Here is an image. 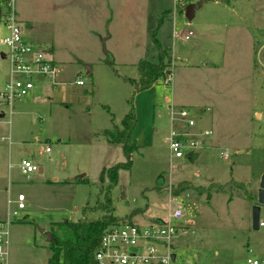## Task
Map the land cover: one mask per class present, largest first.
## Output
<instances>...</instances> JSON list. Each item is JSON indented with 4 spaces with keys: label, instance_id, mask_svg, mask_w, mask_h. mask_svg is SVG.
Instances as JSON below:
<instances>
[{
    "label": "rangeland",
    "instance_id": "374dc122",
    "mask_svg": "<svg viewBox=\"0 0 264 264\" xmlns=\"http://www.w3.org/2000/svg\"><path fill=\"white\" fill-rule=\"evenodd\" d=\"M104 1L97 0L95 6L82 0L13 1L22 38L30 35L35 44L56 48L53 57L64 84L53 87L49 99L45 90L37 89L3 109L0 219L6 217L8 195L14 201L22 194L25 206L9 226L7 264H47L45 234L51 224L77 221L82 209L95 201L100 172L124 161L121 148L105 144L101 134L118 126L128 110L132 86L124 78H138L139 60L158 61L151 41L154 32L173 56L163 59L166 76L174 66L176 95L184 102L173 112L188 110L194 120L188 132H214L220 145L201 140L199 149H184L183 158L170 157L165 141L172 126L165 98L169 83L163 80L151 92L137 93L133 106L139 118L134 130L138 150L132 154L131 168L118 172L111 191L113 212L140 226L160 220L185 229L171 241L177 262L245 264L249 257L264 261V228L253 230L251 224L264 171V64L255 67L248 81L246 67L231 63L221 70L223 81L210 83L205 66L209 45H264V0H190L198 5L190 20L173 0H117L110 7ZM6 10L0 1V12ZM2 25L3 18L0 38L6 34ZM0 51L5 52L4 47ZM262 55L264 60V49ZM185 64L198 68L192 71ZM8 67V59H0V80ZM78 79L82 87L74 84ZM217 85L223 86L222 98L213 96ZM207 102L214 104L215 113ZM248 108L257 109L249 123ZM244 142L250 148L244 149ZM225 147L236 154L223 160L219 154ZM23 159L37 167L30 181L19 170ZM231 181L242 183L245 190L233 184L230 201L213 187L207 190ZM176 205L183 214L178 222L169 218Z\"/></svg>",
    "mask_w": 264,
    "mask_h": 264
},
{
    "label": "built area",
    "instance_id": "2783aa9c",
    "mask_svg": "<svg viewBox=\"0 0 264 264\" xmlns=\"http://www.w3.org/2000/svg\"><path fill=\"white\" fill-rule=\"evenodd\" d=\"M9 13L3 20L7 34L0 38V55L8 59L9 76L8 80L0 89V115L10 103L16 99L28 95L36 85L37 79L46 81L50 86L57 87L62 83L59 81L61 75L60 66L53 62L45 51L36 49L33 45L25 42L17 21L15 11L12 7L14 0H6ZM179 7L185 8L190 0H173ZM189 32L184 36L188 40ZM171 76H166L165 84L170 82ZM76 86L84 85L82 80L74 83ZM171 128L166 138L167 150L170 157L180 159L184 157L183 151L199 149L198 139L201 136H210L209 131L200 134H192L188 129L194 126V120L186 109L178 112L171 111L169 116ZM49 151L48 148L45 149ZM193 156V152L188 154ZM233 156L229 150H222L219 157L223 160ZM19 170L26 180H30L31 174L37 171V167L28 160H21ZM16 209L9 208L11 201H8L6 217L0 219V264H7L9 226L18 211L24 208V196L18 194L14 201ZM170 220L178 222L183 218L182 211L178 205L170 212ZM259 228H264V222L259 220ZM185 233L186 230L178 228L171 222L156 221L146 226L132 223L118 224L107 228L101 235L98 248L93 255L94 264H191L188 260L177 262L172 239L178 232ZM245 264H264V261L249 257Z\"/></svg>",
    "mask_w": 264,
    "mask_h": 264
},
{
    "label": "trees",
    "instance_id": "16d2710c",
    "mask_svg": "<svg viewBox=\"0 0 264 264\" xmlns=\"http://www.w3.org/2000/svg\"><path fill=\"white\" fill-rule=\"evenodd\" d=\"M0 1L7 8L6 13L0 12V20L1 18L4 20L9 13V7L6 0ZM151 41L157 51L158 61L151 63L140 60L136 65L138 78H124L132 86V93L128 100V110L121 118L118 126L112 125L110 129L104 130L101 134L107 144L117 145L121 148L124 161L101 171L95 201L93 204H87L82 209L81 217L77 221H62L51 224L49 233L56 240V243H48L50 257L47 264H94L93 255L98 248L102 233L109 227L130 223L128 219H120L114 214L111 191L117 184L119 170H129L131 168L132 154L138 150V145L132 136L137 122L133 106L134 96L160 84L165 79L166 74H169L163 62V59L169 60L168 50L163 48L156 40L155 32L151 36ZM83 180L85 178L81 181ZM233 184L236 189L239 187L245 190L242 183L232 181L224 185L219 184L216 187L210 186L207 190L209 192L213 187V192L227 194L230 201ZM242 197H245L244 193Z\"/></svg>",
    "mask_w": 264,
    "mask_h": 264
},
{
    "label": "crops",
    "instance_id": "0c3cea01",
    "mask_svg": "<svg viewBox=\"0 0 264 264\" xmlns=\"http://www.w3.org/2000/svg\"><path fill=\"white\" fill-rule=\"evenodd\" d=\"M97 0H82V2H84V4H88V2H92V5L95 6V3H96ZM107 1V4L108 7L110 6H113V3L116 2L117 0H105L104 2L106 3ZM157 1V0H156ZM104 3V5H105ZM111 3V4H110ZM189 5H195V4H188L185 9H184V13H185V10L186 8L189 6ZM177 7V6H176ZM104 19V18H103ZM18 21V20H17ZM109 20H105L104 23L105 25H109L110 23L113 22V18H111L109 24H107ZM2 27L4 28L6 34H7V31H6V28L4 27V25H2ZM26 27L27 28H30L28 22L26 23ZM5 34V35H6ZM29 39V40H28ZM24 40V39H23ZM25 42L33 45L36 49H39L41 51H45L49 58L55 62L56 60L54 59L53 55H54V49H56L54 47V45H47V46H44V45H38V44H35L32 39H31V36L29 35V37L24 40ZM29 41V42H28ZM57 46V45H55ZM210 47V51L207 50V53L205 54V57L207 59V62H206V70H207V74H208V82H218V80L220 81H223L224 78L222 76V72L221 70H223V68H225L227 65H231L232 64H237V65H240V66H245L246 69H245V72L243 75H247L246 79L248 81H251V77L252 75L254 74L255 72V67H261L263 66L264 64V60H263V55H262V50L264 49V45H209ZM73 57H75L76 59H78V56H75V55H71ZM171 56V55H170ZM172 60H173V56H171ZM140 61V60H139ZM138 61V62H139ZM137 62V63H138ZM58 64V63H57ZM59 65V64H58ZM184 68H192L190 70L193 71V68H198V66H196L195 64H185L183 65ZM174 66H172V69H171V73H170V76H171V79H170V82H169V93H168V96L165 97L166 98V108L167 110L169 111V116H170V113L171 111H173V108L177 107L176 105H183V101L181 99H179L176 95V89H177V86L179 87L178 83L175 85L174 87V84H173V81H174ZM213 74H216L213 75ZM8 76H9V67H8V71H7V75H5V78L0 80V89H2V87L4 86V83L8 80ZM190 76V75H189ZM249 77V78H248ZM129 78H132V77H129ZM192 78V77H191ZM136 79V78H134ZM64 84V83H62ZM159 85V84H158ZM156 85L152 86L150 89H148L147 91L148 92H151L154 88H155ZM41 90V91H46L45 93H47V97L49 99V93H52L53 92V87L50 86L46 81L42 80V79H37L36 81V85H35V88L32 90L33 92L36 91V90ZM221 92H220V91ZM187 91V89H186ZM212 92H213V96L214 97H218V98H222L223 97V86H220L218 87L217 86H214L212 88ZM211 97L210 96V100H211ZM221 100V99H220ZM207 108H210L211 109V114L212 112L214 111L213 110V106L214 104L212 102H207ZM249 109V108H248ZM246 110V115H247V122H252V117L253 115L256 116V110L257 109H249V110ZM3 111V110H2ZM210 111V110H209ZM215 113V111H214ZM217 114V113H216ZM4 117V114H1L0 115V119H2ZM216 119V118H215ZM136 120H139L138 118V115H137V119ZM209 120L212 121V118L209 117ZM217 120V119H216ZM136 126H137V122H136ZM136 130V128H135ZM204 131H208V130H204ZM203 131V132H204ZM200 132V130H199ZM198 131L196 132H192V134H200L202 132L199 133ZM211 133V131H209ZM133 139L135 140V137H134V132H133ZM209 137V136H208ZM210 137H212L210 140H207V139H203L204 141H206V143L210 146H213V147H219L220 144H218L219 140L217 139V137L214 135V132H213V135L211 136L210 134ZM209 137V138H210ZM166 138L167 136L165 137V141H166ZM136 142V140H135ZM105 144H107L105 142ZM109 145V144H108ZM224 144H221V146H223ZM228 145V144H227ZM157 147V146H156ZM244 147V149H248L250 148V144L249 142H244V145L242 146ZM221 149V148H220ZM229 150V148H224V149H221L222 150ZM27 153H29V151H26ZM233 153L236 154L235 151H232ZM38 172L40 174L43 173V170L41 168H39ZM101 173V172H100ZM100 175V174H99ZM85 176L82 175V177L80 178L81 180L84 179ZM31 179V178H30ZM27 181H30V180H27ZM53 181H56V179L54 178ZM7 193L9 194V190H7ZM20 194V193H19ZM7 204H8V201H11L12 203H14L13 200H11L9 198V195L7 197ZM9 206V205H8ZM8 208V207H7ZM10 208V206H9ZM25 209V206L23 209H21L20 211H23Z\"/></svg>",
    "mask_w": 264,
    "mask_h": 264
},
{
    "label": "water",
    "instance_id": "95a60500",
    "mask_svg": "<svg viewBox=\"0 0 264 264\" xmlns=\"http://www.w3.org/2000/svg\"><path fill=\"white\" fill-rule=\"evenodd\" d=\"M198 5H189L185 10V17L190 20L193 17V10L197 9ZM3 55H0V59H3ZM192 156L188 157L189 161H192ZM264 203V171L260 176L259 185L257 190V203L256 205L252 206V229L258 230L259 229V220H260V205ZM46 241L48 243L53 242L56 243V240L52 238L50 233L45 234Z\"/></svg>",
    "mask_w": 264,
    "mask_h": 264
}]
</instances>
